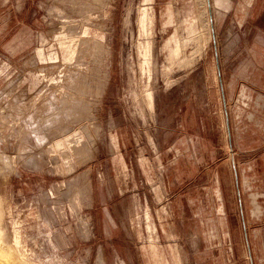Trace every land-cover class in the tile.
Returning a JSON list of instances; mask_svg holds the SVG:
<instances>
[{"label":"rangeland","instance_id":"374dc122","mask_svg":"<svg viewBox=\"0 0 264 264\" xmlns=\"http://www.w3.org/2000/svg\"><path fill=\"white\" fill-rule=\"evenodd\" d=\"M248 2L0 0L1 225L22 264H264ZM59 35L88 50L66 59Z\"/></svg>","mask_w":264,"mask_h":264},{"label":"bare ground","instance_id":"6f19581e","mask_svg":"<svg viewBox=\"0 0 264 264\" xmlns=\"http://www.w3.org/2000/svg\"><path fill=\"white\" fill-rule=\"evenodd\" d=\"M62 22V21H61ZM71 22V20H70ZM73 22V21H72ZM85 22V21H84ZM83 22V23H84ZM88 21H86L87 23ZM64 23V22H63ZM67 23V22H66ZM69 23V22H68ZM74 23V22H73ZM89 23V22H88ZM76 24V22L74 23ZM78 24V23H77ZM85 24V23H84ZM72 27V24H70ZM71 30V29H70ZM79 30V29H78ZM83 34L88 35V28L83 29ZM82 32V31H81ZM60 37H56L58 41L60 42L61 45H64V53L66 55V59L70 60L72 59L73 55L76 54V44L78 43L79 39H73L74 37L72 35H68V37H65L63 35H59ZM177 36L176 34L169 38V40L165 43L164 48L168 50L169 52V60L174 61L176 58H178L181 55L182 52V47L180 43H178L179 40L176 39ZM65 39H70L67 42L63 41ZM85 39V38H84ZM81 45V50L87 51L89 47V42L82 40L79 42ZM78 43V44H79ZM79 45V46H80ZM174 45V47H173ZM99 46V45H98ZM98 46L93 47L98 49ZM92 48V49H93ZM63 49V48H61ZM78 49V48H77ZM95 50V51H96ZM63 51V50H62ZM91 54V53H90ZM75 56V55H74ZM80 57V56H79ZM74 59V58H73ZM41 76V75H40ZM44 78V77H43ZM61 78V77H60ZM60 83V82H59ZM146 220L148 222V227L147 230L151 229L152 226H150L149 218L148 215L146 214ZM1 220H2V208H1V203H0V264H22L19 259H17L18 254L16 255V250L11 246L10 239H8L7 235L2 232V225H1ZM153 229V228H152ZM148 230V231H149ZM153 233V232H152ZM151 233V234H152ZM59 240V239H58ZM15 244H18L17 240H14ZM19 258V257H18ZM100 261V260H99ZM102 264V263H101Z\"/></svg>","mask_w":264,"mask_h":264},{"label":"crops","instance_id":"0c3cea01","mask_svg":"<svg viewBox=\"0 0 264 264\" xmlns=\"http://www.w3.org/2000/svg\"><path fill=\"white\" fill-rule=\"evenodd\" d=\"M216 1H218V4H219V0H216ZM251 1L252 0H249L248 3L251 4ZM262 5H263V3L261 2V0H254V3L252 4V7H253V9H255V13L257 15H261L262 13H264V8H263ZM256 199H255V201L252 202L253 209H252V214L250 216L251 217L259 218L262 215V209H261L260 205L257 203V200Z\"/></svg>","mask_w":264,"mask_h":264}]
</instances>
